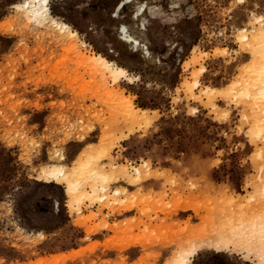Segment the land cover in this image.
Returning <instances> with one entry per match:
<instances>
[{"label": "rangeland", "instance_id": "rangeland-1", "mask_svg": "<svg viewBox=\"0 0 264 264\" xmlns=\"http://www.w3.org/2000/svg\"><path fill=\"white\" fill-rule=\"evenodd\" d=\"M24 1L0 0V264H264V0H48L72 36Z\"/></svg>", "mask_w": 264, "mask_h": 264}, {"label": "bare ground", "instance_id": "bare-ground-1", "mask_svg": "<svg viewBox=\"0 0 264 264\" xmlns=\"http://www.w3.org/2000/svg\"><path fill=\"white\" fill-rule=\"evenodd\" d=\"M136 0H120L119 3L117 4L116 8L114 9V15L115 16H119L121 13L120 11L123 9V7L126 4H130L132 3L135 6V10H134V14L133 16L135 18H140L142 17L145 13V7L146 4L145 3H135ZM22 8L24 10H26L29 15H31V17L35 20V22L37 24L40 25H44L47 26V24H54V26H58L61 30V34H68V36H72L75 35L76 33L74 31H71L69 28L68 24L65 23H60L59 21H57L53 15L50 12V7H49V3L48 0H25L24 2H22L21 4ZM145 18L143 17L141 19V26L145 28ZM49 26V25H48ZM120 36L122 37V39L127 42L130 43V45H132L134 48H140L141 46H143V49L146 53H149V49L146 45L142 44V42L136 38L135 36L131 35L128 31V27L124 24L120 27ZM244 39L249 41L250 37L247 34L243 35ZM254 46H258V50L260 53V58L263 57L264 58V42H262L261 38L259 36H256L255 38H253ZM251 44V43H249ZM253 46V45H252ZM101 59L105 60L104 58L100 57ZM105 63L107 64V66L115 72H120V73H124L125 71L118 67L115 66L114 63L112 62H108L105 60ZM233 89H235V87H233ZM247 90L245 91V93L248 94ZM255 108H260L261 111L264 110V106L258 105V106H254ZM51 174L55 175L56 177L61 176L62 174L66 173V168L64 167V165L61 166V168L57 169V167H52L50 169ZM263 173V172H261ZM75 186V185H74ZM76 189L81 188V184H76L75 186ZM225 235V238L229 239V235L227 234H223ZM183 258H181V264H189L188 259L185 256H182Z\"/></svg>", "mask_w": 264, "mask_h": 264}]
</instances>
